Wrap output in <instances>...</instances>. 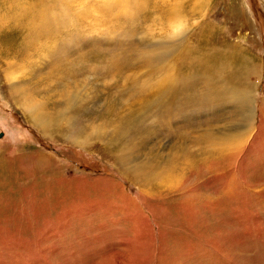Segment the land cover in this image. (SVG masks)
<instances>
[{"label": "rangeland", "instance_id": "1", "mask_svg": "<svg viewBox=\"0 0 264 264\" xmlns=\"http://www.w3.org/2000/svg\"><path fill=\"white\" fill-rule=\"evenodd\" d=\"M0 136V264H264V0H0Z\"/></svg>", "mask_w": 264, "mask_h": 264}, {"label": "bare ground", "instance_id": "2", "mask_svg": "<svg viewBox=\"0 0 264 264\" xmlns=\"http://www.w3.org/2000/svg\"><path fill=\"white\" fill-rule=\"evenodd\" d=\"M239 102H241V104L243 103L244 105H249L252 102V99H251L249 94H243L242 97L239 98ZM251 107H253V106H251ZM249 110L250 109H246L244 112L242 111V113H241L242 114V118H243L244 121H248V119L252 116V113H249L250 112Z\"/></svg>", "mask_w": 264, "mask_h": 264}, {"label": "water", "instance_id": "3", "mask_svg": "<svg viewBox=\"0 0 264 264\" xmlns=\"http://www.w3.org/2000/svg\"><path fill=\"white\" fill-rule=\"evenodd\" d=\"M1 137V136H0Z\"/></svg>", "mask_w": 264, "mask_h": 264}]
</instances>
